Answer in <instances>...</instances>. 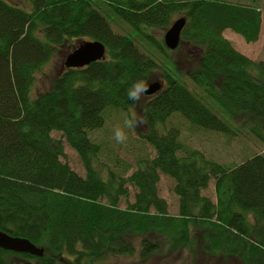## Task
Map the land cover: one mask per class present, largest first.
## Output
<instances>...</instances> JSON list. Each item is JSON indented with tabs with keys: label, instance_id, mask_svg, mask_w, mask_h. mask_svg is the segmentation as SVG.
Wrapping results in <instances>:
<instances>
[{
	"label": "trees",
	"instance_id": "trees-1",
	"mask_svg": "<svg viewBox=\"0 0 264 264\" xmlns=\"http://www.w3.org/2000/svg\"><path fill=\"white\" fill-rule=\"evenodd\" d=\"M23 1L29 8L0 0V231L46 247L38 264H95L132 257L137 247L146 262L158 242L149 235L183 243L190 228H207L208 253L264 264V153L225 165L183 148L179 129L165 125L178 115L202 130L233 135L208 104L215 103L229 116L249 119L248 129L260 138L264 66L254 67L221 36L232 30L255 40L257 8L224 0ZM111 14L144 44L131 31L114 32ZM176 18L186 22L181 41L204 52L197 69L185 73L204 95L190 91L170 68L161 69L166 86L142 115L148 132L141 138L155 156H141L130 172L110 156L112 144L93 133L103 129L107 111H126L133 103L127 90L134 82L148 81L159 68L149 50L159 52L162 45L150 30L165 29ZM81 41L101 43L105 59L83 68L63 66ZM54 60L49 88L35 92L36 80ZM53 133L78 154L83 174L64 160ZM160 174L175 183L177 216H168L159 197ZM211 180L215 204L201 195ZM21 256L27 257L0 249V264H16Z\"/></svg>",
	"mask_w": 264,
	"mask_h": 264
},
{
	"label": "rangeland",
	"instance_id": "rangeland-1",
	"mask_svg": "<svg viewBox=\"0 0 264 264\" xmlns=\"http://www.w3.org/2000/svg\"><path fill=\"white\" fill-rule=\"evenodd\" d=\"M14 6L20 8H29L26 6L23 0H4ZM230 4H243L252 5L259 11V34L255 40L247 41L243 36L237 34L232 30H225L222 32L221 36L223 39L228 41L233 49L242 55L244 58L253 63L254 67L256 64L264 66V0H224ZM110 26L114 32H118L122 35H129V32L134 35L133 39L142 46L144 43L140 41L138 37L135 36L133 29L126 23H124L116 15L111 14ZM177 18L175 19V21ZM174 21V22H175ZM173 22L165 29L156 28L151 29L150 32L162 45V50L159 52L157 50H149L158 60L159 68L149 75L148 84L160 81L163 83V87L166 86V81L163 79L161 69L167 68L171 69L174 76L177 75L181 78L183 82L187 84L190 91L196 95L202 96L204 93L196 86H194L187 78L186 72L196 70L200 59V54L204 52L202 49L197 48L195 45H187L181 41L178 46L171 50L168 49L163 41V37L166 31L171 27ZM164 46V47H163ZM204 55V54H203ZM55 57L54 59H56ZM202 58V56H201ZM57 60L49 63L44 68V75H40L36 80L35 92L36 91H46L49 88V80L52 73L55 72V63ZM57 70V69H56ZM171 74V73H170ZM162 87V89H163ZM161 89V90H162ZM155 94L143 95L139 101L133 102L131 105H127L126 111L112 109L107 111V118L105 120V125L103 129H100L93 133V137L96 139H103L112 144V149L109 151L110 156H112L119 166L129 165L131 168L130 172L136 169V161L141 158V156L148 154L150 157H154L155 153L153 148H151L147 143H145L141 134H146L148 132L147 125H142L136 129H125L128 133V139L124 143H117L114 139V130L116 127H123L124 120L126 116L130 114V111H135L139 115H143L144 106L146 102ZM212 108H214L219 115L224 117L227 122L229 130L233 135H223L221 133H211L209 131L202 130L191 125L188 121L180 116H171L166 122V126H175L179 129L180 138L183 148L196 149L202 152L207 158L221 162L223 164H236L248 157L250 154L264 153V116L260 119V138L256 137L248 129L250 125V120L242 119L238 116H229L223 112V110L215 103H208ZM159 126V124H157ZM52 137L60 140L64 147V160L70 165V167L79 173L80 175L84 173V168L81 164L78 154L74 149L70 148L65 139L60 133H53ZM115 151V152H114ZM129 172V173H130ZM214 181L211 180L207 187L201 191V195L208 197L214 204L217 198V194L214 191ZM174 181L168 175L160 174L158 182L156 184L159 197L162 198L166 203V211L168 216L173 217L179 214V199L174 192ZM134 189H131V192ZM128 201H133L132 193L130 194ZM120 207H125V202L120 199ZM207 228L196 229L190 228L189 234L186 235L183 243H179L177 240H167L163 236L149 235L151 239H157L156 242L157 249L152 253L146 260V262L141 261L137 247L136 253L132 257L121 256L117 258H106L104 260L99 259L95 264H244L240 256H221L216 254L208 253L204 249L205 233ZM136 240V239H135ZM139 243V241H138ZM137 243V244H138ZM44 244V243H42ZM36 246V245H35ZM42 246V247H41ZM37 247L44 248L43 245L38 244ZM49 254L48 251H44ZM54 258V255H52ZM13 259V258H12ZM16 259V258H15ZM57 259H59L57 257ZM13 261V260H12ZM62 263V262H61ZM83 264H88L83 262Z\"/></svg>",
	"mask_w": 264,
	"mask_h": 264
},
{
	"label": "water",
	"instance_id": "water-1",
	"mask_svg": "<svg viewBox=\"0 0 264 264\" xmlns=\"http://www.w3.org/2000/svg\"><path fill=\"white\" fill-rule=\"evenodd\" d=\"M185 23L184 18L177 19L166 31L163 43L168 49L173 50L178 46ZM103 59H105V48L101 43L96 41H81L77 48L66 56L63 66L67 68H83ZM162 87L163 83L160 81L150 83L146 95L156 94ZM0 249L37 257L43 256V248L31 244L26 239L12 237L3 231H0Z\"/></svg>",
	"mask_w": 264,
	"mask_h": 264
},
{
	"label": "clouds",
	"instance_id": "clouds-1",
	"mask_svg": "<svg viewBox=\"0 0 264 264\" xmlns=\"http://www.w3.org/2000/svg\"><path fill=\"white\" fill-rule=\"evenodd\" d=\"M149 90V84L145 80H138L134 82L127 90V98L130 101L136 102L141 97L147 94ZM146 123L143 116L137 114L135 111H130V114L126 116L123 127H116L114 130V139L117 143H124L128 139V133L125 129H136Z\"/></svg>",
	"mask_w": 264,
	"mask_h": 264
},
{
	"label": "flooded vegetation",
	"instance_id": "flooded-vegetation-1",
	"mask_svg": "<svg viewBox=\"0 0 264 264\" xmlns=\"http://www.w3.org/2000/svg\"><path fill=\"white\" fill-rule=\"evenodd\" d=\"M16 253V252H14ZM16 255H26L27 257H20L17 260L16 264H38L36 258L37 256L34 255H29V254H25V253H16Z\"/></svg>",
	"mask_w": 264,
	"mask_h": 264
}]
</instances>
